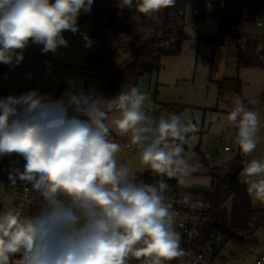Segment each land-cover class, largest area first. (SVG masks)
<instances>
[{"label": "clouds", "instance_id": "clouds-1", "mask_svg": "<svg viewBox=\"0 0 264 264\" xmlns=\"http://www.w3.org/2000/svg\"><path fill=\"white\" fill-rule=\"evenodd\" d=\"M177 0H118L117 7L159 19ZM94 0H0V63L19 66L31 44L42 54L69 47L64 33L79 34L85 49L93 41L78 23L90 14ZM50 68V64H49ZM48 74H51L50 71ZM28 78H31L29 74ZM58 98L32 89L0 98V157L16 154L23 167L8 171L10 187L31 186L38 211L25 215L22 206L0 211V264H169L190 255L181 246L179 213L166 198L168 180L182 189L204 165L191 157L200 128L170 114H149L148 96L139 87L105 98L66 78ZM227 115L237 131L234 142L249 157L264 137L260 114L236 98ZM113 134L126 144L112 139ZM122 147L136 153L137 164L118 161ZM241 182L251 200L264 204V159L242 160ZM139 169L156 178L138 183ZM23 203H32L25 201ZM190 208L203 207L192 193L182 194ZM264 264V260L257 261Z\"/></svg>", "mask_w": 264, "mask_h": 264}, {"label": "trees", "instance_id": "trees-1", "mask_svg": "<svg viewBox=\"0 0 264 264\" xmlns=\"http://www.w3.org/2000/svg\"><path fill=\"white\" fill-rule=\"evenodd\" d=\"M107 0H94L90 13L92 20L90 38L95 44L88 49L86 54V70L93 73L110 74L105 87H101L102 96L105 98L123 91V86H138L139 81L146 75L157 73L162 68V59L177 57L182 53L183 46L191 37L187 36L183 27L186 17L180 12L185 11L188 0H177L174 7L162 10L158 20L142 16V22L132 20L135 13L125 8L121 11H111L101 6ZM204 0H196L198 5ZM264 7V0L261 4ZM140 15V14H139ZM208 14L207 17H213ZM204 18V19H205ZM219 27L215 34L201 35L199 43H210L216 47L241 40L237 28L253 22L250 16L243 15L240 11L232 14L221 15ZM203 20V19H202ZM201 21V20H200ZM152 32L150 33V31ZM163 44V45H161ZM263 42L258 39H248L243 48L233 54L236 68H264V56L260 54ZM114 48L123 54H129L128 60L121 63L119 69L114 64L121 54L108 53ZM8 65L0 63V74ZM218 96L220 99L242 92V82L238 76L224 78L217 82ZM0 89V98L9 96ZM247 103V102H245ZM257 106H254L255 109ZM185 106L181 104H163L157 110L150 111L157 119L165 118L170 114L180 115ZM186 150L188 151L187 146ZM194 159L202 162L204 167L192 177H209L210 190L198 192L182 189L175 179L168 180L170 189L167 192L182 193L185 191L197 194L212 203V211L208 232L220 235L226 244H232L238 249L245 250L248 244H255L252 239L256 229L264 225V206L255 208L247 193V185L241 182L240 173L242 160L254 159V155L244 157L238 154L232 157L222 167H211L205 158V153L199 148L195 149ZM14 156H17L14 154ZM138 183H155L156 178L145 172L138 176ZM1 208V207H0ZM18 257L11 258L10 264H16ZM139 262L135 259L130 263Z\"/></svg>", "mask_w": 264, "mask_h": 264}, {"label": "rangeland", "instance_id": "rangeland-1", "mask_svg": "<svg viewBox=\"0 0 264 264\" xmlns=\"http://www.w3.org/2000/svg\"><path fill=\"white\" fill-rule=\"evenodd\" d=\"M226 1L228 3L227 13H236L242 7L244 8L248 4L254 3V0ZM200 8L204 11L203 5H201ZM211 11L213 15L223 12L217 8H212ZM262 20L263 23L261 27H258L255 22H251L241 28H237V32H239L240 35L242 34L241 31H243L244 42H242V40H237L236 42L226 44L223 48H214L210 43H199L198 33L191 36L190 40L186 41L184 44L180 55L185 57L192 56V59L185 58L183 60L182 66L174 73L176 81L174 80V83L167 81V83L172 84L156 86V73L146 75L139 81L137 87L148 96V102L146 104L148 108L156 109L154 108L157 103L156 101L184 105L185 109L181 114V118L191 120L194 124L199 126L200 131L196 134V140L192 141L190 148L188 147L190 156H193L194 150L200 147L205 155H209V158L206 159L211 163L216 161L218 149L225 145L237 151L236 154L240 152L238 146L234 142L237 130L233 126H230L227 120L228 113L234 107L233 101L238 97L245 102L250 98L260 101L259 104L252 105L251 108L257 106L254 110L258 111L260 114L259 135L264 137V68H242L238 71L234 61L235 57L229 54H234V52L230 51L231 48L237 47V45L241 48L248 39H259L264 42V13ZM261 50H264V43L262 44ZM170 58L171 57H169V59ZM173 58L175 57H172V59ZM121 60L118 58L117 61H115L114 66L116 69L120 68L122 63ZM41 75L44 76V74ZM236 76L240 78L243 84L242 92L220 99L218 96L217 82L224 78ZM101 77H103V74L95 73V81L91 82L93 86L90 85V88H86L83 84L84 90L94 89L97 80ZM64 81H66V78H64ZM121 86L123 91H127L132 87L127 85L124 87L122 84ZM63 87V89L61 88V92L67 88V86ZM203 128L206 130L205 133H202ZM116 141L121 143L122 146L124 145L123 140L120 139ZM252 154L254 155V159H264V139H262L257 149ZM13 155L10 157L4 156V158L11 159ZM232 157L234 156L230 153H223L220 155L223 163L228 162ZM118 161L129 163L135 167L137 164L136 153L134 151L130 152L125 147H122L121 153L118 154ZM138 171L140 174L145 170L139 169ZM190 183L192 186L188 190L198 192H208L210 190L209 177H192ZM251 202L255 208L261 207L262 205L253 200H251ZM252 239L255 244H253L251 252L238 249L230 243L226 244L223 250V257L227 260V263L252 264L254 257L264 254V225L254 231ZM246 257H248L249 260H246ZM130 264H142V261ZM169 264H172V261L169 262Z\"/></svg>", "mask_w": 264, "mask_h": 264}, {"label": "built area", "instance_id": "built-area-1", "mask_svg": "<svg viewBox=\"0 0 264 264\" xmlns=\"http://www.w3.org/2000/svg\"><path fill=\"white\" fill-rule=\"evenodd\" d=\"M117 2L118 0H107L101 6L109 8L111 11H120L117 7ZM203 6L205 11L208 12L215 7L219 10H225L227 8V2L226 0H205ZM201 12L202 10L200 9V6L191 0H188L185 11L180 12L181 15L186 17L183 29L187 36L191 37L197 34V25L200 23V20H202L200 17ZM240 12L243 15L250 16L258 27L262 26V16L264 13L263 6H258L256 3H250L246 7H242ZM134 22L141 23L142 18L141 20ZM151 32L152 30L150 33ZM241 48H243V45ZM239 49L240 46H237L231 48L230 51L236 54ZM112 52L123 56L121 60L122 63L130 57L129 54H123L117 49H108V53ZM110 77V74H106V80L102 82L101 87L106 86ZM98 93L102 95L101 90H99ZM259 103L260 101H257V104ZM250 107H252V105H250ZM123 142L126 144L125 140H123ZM126 149L132 151L128 148ZM223 153L236 155V152L232 151L229 146H224L218 149L216 153V161L209 163L211 167H222L226 164L223 163L220 158V155ZM205 158L208 159L209 155L206 154ZM23 164L24 160L19 156H14L11 159L0 157V211H3L7 207L15 206H22L25 215H33L38 211V201L40 200V197L32 191L30 185L17 182V185L13 188L8 184L9 169L12 167L22 168ZM165 195L166 198L172 202L173 208L179 213L177 218V230L181 232V246L190 253V255L186 257L172 260V264H228L227 260L223 257V250L226 246L225 240L220 235L208 232L213 207L212 203L209 200L192 193L193 200H198L203 205V207L193 209L182 203V193L166 192ZM25 201H31L32 203H23ZM252 249L253 244H248L245 251L251 252ZM15 257L20 258L19 255ZM259 260H264V254L256 256L253 264H257V261Z\"/></svg>", "mask_w": 264, "mask_h": 264}, {"label": "crops", "instance_id": "crops-1", "mask_svg": "<svg viewBox=\"0 0 264 264\" xmlns=\"http://www.w3.org/2000/svg\"><path fill=\"white\" fill-rule=\"evenodd\" d=\"M191 1L196 3V0H191ZM253 2L256 3L258 6H262L261 4L263 0H254ZM201 5H203V3L200 4L199 6L201 7ZM227 8H228V3H227ZM227 8L225 10H220L223 12H221L220 14H215L214 15L215 17H207V18L205 17L208 14H213V12L211 10L210 12L205 11V9L203 11L200 8L202 10V12L200 13V17L203 20H201L197 26L198 37L201 35L215 34L219 27L218 16L232 14L226 12ZM78 23L80 26V30L82 32H86L90 37L91 27H92V20L90 18V14H81ZM241 33H242L241 40L242 42H244L243 31H241ZM64 36L69 41L70 46L67 48H60L56 55H53L52 53L42 54L40 51V47L35 44H31L30 46H28L24 50L25 58L19 66L11 67L8 65L6 70L2 74H0V89L14 96H19L20 94L32 89H39L42 94L50 93L54 98H58L63 92V91L61 92V88L63 89L64 88L63 86H67L66 82L64 81V78H71L74 81H76L77 85H81L82 87L83 84L85 85L86 88H90V85L93 86L91 82L95 81L94 80L95 73L86 70L85 67L86 54L88 49L84 48L83 41L80 35L79 34L73 35L70 32H65ZM223 47L224 46L220 48ZM229 54L233 56V54L231 53ZM185 58L192 59V56L185 57L183 55H179L173 59L172 57L170 59L169 57L163 58L162 68L160 71L156 73V78H155L156 86L172 84V83H167V81H171V82H173L174 80L176 81V76L174 73L180 66H182L181 64ZM234 61L236 63V60ZM49 64H50V68H49ZM49 71L51 74H48ZM29 74H31V78H28ZM41 74H44V76H42ZM104 80H106V74H103V77L97 80L95 85L96 87L94 88L97 92L101 89V84ZM156 102H157L156 106L154 107L156 109H151L148 108L147 106L146 108L150 111H154L157 110L160 107V105L169 104L161 101L160 102L156 101ZM179 116H181V114ZM205 131H206L205 128H203L202 133H205ZM112 138L114 140H120V138L116 137L115 134H113ZM198 148L202 152H204L200 147ZM232 151L237 152L235 150ZM231 155L236 156L237 154L236 155L231 154ZM5 159L7 158L5 157ZM145 172L147 171H144L143 173ZM143 173H140L139 175ZM261 206H264V204H262ZM245 259L249 260L248 257H246Z\"/></svg>", "mask_w": 264, "mask_h": 264}, {"label": "water", "instance_id": "water-1", "mask_svg": "<svg viewBox=\"0 0 264 264\" xmlns=\"http://www.w3.org/2000/svg\"><path fill=\"white\" fill-rule=\"evenodd\" d=\"M260 54H262V55H263V54H264V50H261Z\"/></svg>", "mask_w": 264, "mask_h": 264}]
</instances>
